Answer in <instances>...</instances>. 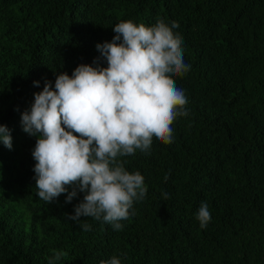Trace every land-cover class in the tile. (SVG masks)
<instances>
[{
    "label": "trees",
    "instance_id": "trees-1",
    "mask_svg": "<svg viewBox=\"0 0 264 264\" xmlns=\"http://www.w3.org/2000/svg\"><path fill=\"white\" fill-rule=\"evenodd\" d=\"M0 264H264V0H0Z\"/></svg>",
    "mask_w": 264,
    "mask_h": 264
}]
</instances>
